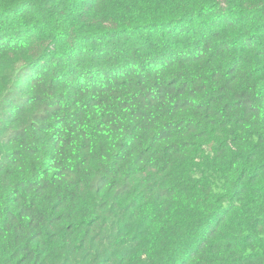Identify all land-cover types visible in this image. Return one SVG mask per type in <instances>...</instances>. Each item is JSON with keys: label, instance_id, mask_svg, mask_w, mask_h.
<instances>
[{"label": "trees", "instance_id": "trees-1", "mask_svg": "<svg viewBox=\"0 0 264 264\" xmlns=\"http://www.w3.org/2000/svg\"><path fill=\"white\" fill-rule=\"evenodd\" d=\"M0 264H264V0H0Z\"/></svg>", "mask_w": 264, "mask_h": 264}]
</instances>
